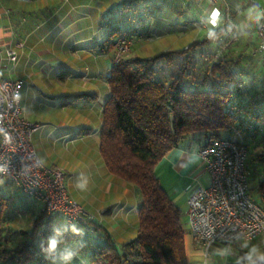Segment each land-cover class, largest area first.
Wrapping results in <instances>:
<instances>
[{"label":"crops","instance_id":"1","mask_svg":"<svg viewBox=\"0 0 264 264\" xmlns=\"http://www.w3.org/2000/svg\"><path fill=\"white\" fill-rule=\"evenodd\" d=\"M225 1L235 14V23L252 30L242 32L245 37L247 32L251 35L253 44L255 25L264 21V0ZM203 4L206 0H0V53L11 48L19 55L14 66L0 62V77L21 81L22 114L28 121L40 123L31 134L39 158L46 165L66 168L68 195L93 214L92 220L111 235L116 246L136 235L139 194L132 183L106 169L98 150L112 66V47L104 41L114 27L131 34L132 44L168 36H188L191 41L202 38L220 25L223 3L212 5V19L204 33L185 26L190 20L198 22L193 14H201ZM132 57L136 55L131 51ZM199 148V143L189 140L170 149L157 162L154 173L180 212L189 264H211L194 245L187 216L190 194L210 182ZM76 180L83 183L78 186ZM0 191L8 200L3 234L8 238L4 247L9 249L31 230L41 206L2 176ZM40 225L58 231L57 254L47 253L46 258L31 264H87L89 249L100 241V237L96 239L99 227L91 221L86 227H69L64 216L55 213L41 218ZM65 230L76 235L60 233ZM240 246L232 245L229 253L238 254ZM66 248L74 253L68 262L59 258V251Z\"/></svg>","mask_w":264,"mask_h":264},{"label":"trees","instance_id":"2","mask_svg":"<svg viewBox=\"0 0 264 264\" xmlns=\"http://www.w3.org/2000/svg\"><path fill=\"white\" fill-rule=\"evenodd\" d=\"M234 15L229 12V23L210 29L182 49L118 62L111 56L98 150L106 169L137 189L138 225L133 239L116 246L102 226L87 220L85 224L98 225L96 239L100 237L89 249V264H189L180 212L154 173L163 155L185 141L194 140L202 147L214 139L233 138L236 131L245 141L258 135L262 149L248 159L254 170L247 158L246 165L256 181L257 201L264 203V78L252 73L255 68L263 73L264 69L253 53L255 42L249 55H233L229 45L239 38ZM121 38L132 41L131 34L114 27L104 43L114 47ZM244 58L247 61L242 63ZM250 58L255 59L253 65ZM7 204L0 191L1 264L40 262L46 254L39 253L37 232L45 212L41 209L31 230L7 249L8 238L3 234ZM240 243L244 244H236Z\"/></svg>","mask_w":264,"mask_h":264},{"label":"built area","instance_id":"3","mask_svg":"<svg viewBox=\"0 0 264 264\" xmlns=\"http://www.w3.org/2000/svg\"><path fill=\"white\" fill-rule=\"evenodd\" d=\"M128 43L125 38L118 39L115 53L128 49ZM253 53L264 69V21L257 25ZM18 57L16 50L7 48L0 53V62L4 60L14 66ZM121 59L114 55L113 61ZM20 84L19 79L0 77V176L39 203L45 215L58 213L64 216L69 227H86L85 222L94 216L68 195L67 173L58 165L44 164L32 144L31 134L38 130L40 123L30 122L23 116ZM198 155L210 182L190 194L187 216L193 243L207 259L216 246L229 249L236 243L251 242L261 236L264 203L250 194V171L246 165L248 144L242 133L236 131L233 138L214 139L200 147ZM44 229L41 226L37 234L41 235ZM47 247V240L42 239L39 253L47 254L42 251Z\"/></svg>","mask_w":264,"mask_h":264},{"label":"rangeland","instance_id":"4","mask_svg":"<svg viewBox=\"0 0 264 264\" xmlns=\"http://www.w3.org/2000/svg\"><path fill=\"white\" fill-rule=\"evenodd\" d=\"M219 2H222L223 4H222V6H220L221 13H220V17L218 19V22L220 25L224 22L229 23V20H231V19L230 18L228 19V17H229L228 14L231 11L229 10V6L227 4V1L221 0V1H218L216 3H211L209 0H206V4H203L201 14L198 13V11L195 14H193V17L196 15L195 20L198 21L199 23L195 22L194 20H190L187 22V25H185V24L184 25L187 27L196 28V29L200 28V29H202L203 33L207 32L209 25H210L209 20H210V18L212 19L210 9L212 8L213 4H217V3L219 4ZM204 24H206L207 26ZM236 25H237L236 32L238 33L239 38L233 39L232 44L230 43V45H229L230 49L233 52L234 56L239 54V53H242L244 55H249L252 44L250 41L251 35L248 32H251L252 30L248 29V27L247 28L246 27L241 28V25L238 24L237 22H236ZM256 28H257V25L255 26V31H256ZM245 29H248V32L246 33L247 38L244 36L245 35V34H243L244 32H242ZM190 39L191 38L188 39V36L187 37L181 36L179 39H178V36H176V37L168 36V37H165L164 39L163 38H158V39L157 38H151L148 40H137V41H134L133 44H132V41H129L128 47H127L128 49H126L124 51L118 50L115 53V47H112L110 56H113L112 59L114 58V55H115V58H122V59L125 58L126 59V58H129V55L132 51V53L134 55H136V57L147 58V57L154 56L157 53L162 52L165 49H168L169 47H171L172 49H182L186 44H188L191 41ZM241 41H243L244 43L243 42L240 43ZM239 44H240V46H239ZM230 54H231V52H230ZM254 60H252L250 58V60H248V62H250L251 65H253V62H255ZM245 61H247L246 58H244L242 63H245ZM258 63L261 64L260 62H258ZM259 64H257V65H259ZM252 73L253 74H259L260 76L263 75V78H264V73L258 72L256 70V68L253 70ZM246 141L248 142V151L250 150V152H251V154L249 153L247 155L248 156L247 157V164L250 167V169L253 171L254 170L253 165H251V166L249 165L248 159H251L252 156H256V155H253V153L258 154L261 151L263 143H262L261 138L258 135L254 138H248ZM58 166H60V165H58ZM60 167L63 168L64 171L68 174L65 167H63V166H60ZM66 177H67V175H66ZM76 181H78V186L83 183V181H80V183H79V180H76ZM249 186H250V189L254 188V189L250 190L251 196L254 199L258 200L259 196L256 193V181L254 180V176L253 177L251 176L250 181H249ZM39 229H40V227L38 228V230ZM56 233H58V231L55 232V230L51 229V228L47 229L45 226L44 232L40 235V239L41 240L46 239L48 242L49 238L52 237L53 235H56ZM60 233L63 235H65V234H67V235L71 234L72 236L76 235V233H74L73 231L68 232L67 230H65L64 232H60ZM234 245H237V244H234ZM239 245H241L242 249H237L239 252L236 255L233 253H229L228 249H226V248L218 247V249L220 248V250H215V249L210 250V254H209L207 259H209L211 264H224L227 262L233 263V264H257L258 261H261L259 259L261 254H264V233L261 236H259L257 239H255L251 242H247L244 244L240 243ZM62 247H64V246H62ZM244 250H248V251L244 252ZM86 261H87V264H89L88 258L86 259ZM31 263H29V264H31Z\"/></svg>","mask_w":264,"mask_h":264},{"label":"clouds","instance_id":"5","mask_svg":"<svg viewBox=\"0 0 264 264\" xmlns=\"http://www.w3.org/2000/svg\"><path fill=\"white\" fill-rule=\"evenodd\" d=\"M58 239L56 235H53L52 237L49 238L48 240V247L47 249H43L42 251H46L49 255L51 256H55L57 254V246H58ZM74 255V253L69 250V249H63L59 251V258L64 261V262H68L72 259V256ZM259 259L261 261H264V254H261V256L259 257Z\"/></svg>","mask_w":264,"mask_h":264}]
</instances>
